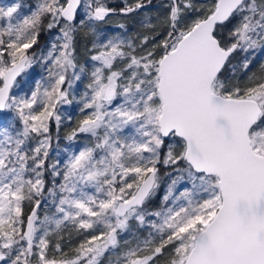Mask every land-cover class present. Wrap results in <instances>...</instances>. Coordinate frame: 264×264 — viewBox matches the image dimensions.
I'll use <instances>...</instances> for the list:
<instances>
[{
    "label": "snow or ice",
    "instance_id": "6c2138e0",
    "mask_svg": "<svg viewBox=\"0 0 264 264\" xmlns=\"http://www.w3.org/2000/svg\"><path fill=\"white\" fill-rule=\"evenodd\" d=\"M0 264H264V0L0 6Z\"/></svg>",
    "mask_w": 264,
    "mask_h": 264
},
{
    "label": "rangeland",
    "instance_id": "374dc122",
    "mask_svg": "<svg viewBox=\"0 0 264 264\" xmlns=\"http://www.w3.org/2000/svg\"><path fill=\"white\" fill-rule=\"evenodd\" d=\"M30 1H31V3H36V0H30ZM16 2H24V3H27V0H0V6H8V5H11V4L16 3ZM117 21H118L117 19L112 20L113 27H116V24H117L116 22ZM115 31H118V30H115ZM34 74H39V75H36V79L37 80H39L40 78H42L43 75H45V73L43 71V68L41 66L37 65V66H34L33 69H29L26 73L23 74V76H24V79L25 80H28ZM77 88L82 91L83 90V85L77 84ZM75 110H76V113L73 112V106L71 105V106H65V108L62 111L64 112V115L65 116L71 115L72 116V119L75 117L76 120H77V118L78 119L81 118V114L78 111V107ZM66 127L69 128L68 125ZM66 143L67 142L65 140H60L61 148H63Z\"/></svg>",
    "mask_w": 264,
    "mask_h": 264
},
{
    "label": "trees",
    "instance_id": "16d2710c",
    "mask_svg": "<svg viewBox=\"0 0 264 264\" xmlns=\"http://www.w3.org/2000/svg\"><path fill=\"white\" fill-rule=\"evenodd\" d=\"M129 2H131V0H129ZM163 2V0H153V3L154 4H157V3H161ZM27 3H31L30 0H27ZM111 3L112 5H115V6H120L122 4V0H111ZM23 11H27L26 9H24ZM118 22V21H117ZM116 22V23H117ZM128 25V28L130 31H135L136 30V23L135 21L133 20H128V21H125ZM106 29L110 30V31H115V30H118L116 27H113V22L111 21L108 25L105 26ZM48 33H42V39H41V44H44L46 42V40L48 39ZM81 55H83V53H81ZM73 106V112L76 113V108L78 107L75 103L72 105ZM75 110V111H74ZM77 115V114H76ZM80 119V118H79ZM77 118L74 117L72 119V121L69 123V122H63L62 123V126H61V130H60V140H64L63 137L65 136V134L73 127L76 126L77 124V121L79 120ZM68 125L69 128H67L66 126ZM53 133L55 134V126L53 125V129H52ZM79 141H80V138L78 137L77 138ZM157 199H159V196H157Z\"/></svg>",
    "mask_w": 264,
    "mask_h": 264
}]
</instances>
